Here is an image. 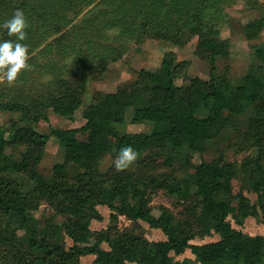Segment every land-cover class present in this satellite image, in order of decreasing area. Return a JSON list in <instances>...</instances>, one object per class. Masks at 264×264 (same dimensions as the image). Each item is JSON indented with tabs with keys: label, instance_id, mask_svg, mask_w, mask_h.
<instances>
[{
	"label": "trees",
	"instance_id": "16d2710c",
	"mask_svg": "<svg viewBox=\"0 0 264 264\" xmlns=\"http://www.w3.org/2000/svg\"><path fill=\"white\" fill-rule=\"evenodd\" d=\"M227 3L0 0V77H5L0 82V113L19 116L0 126V264H81L90 255L95 256L91 264H264V237L236 230L228 220L243 226L255 218L264 224V76L257 70L264 72V47L254 52L262 65L251 67L240 80L217 75L216 60L229 55V41L220 38L217 26ZM100 6L104 8L95 12ZM263 29L264 18H259L247 23L243 33L251 40ZM146 31L180 46L197 36L196 52L209 65V79L189 78V62L166 52L157 70L142 69L115 93L96 94L83 109L86 123L80 129L52 128L50 135L36 130L38 122L48 121L49 110L72 120L82 107L91 76L87 64L95 56L101 75L111 59L92 56V51H113L112 42ZM93 35L101 44L93 42ZM70 53L74 66L68 61ZM128 111L130 124L148 123L151 131L120 133L118 126L126 123ZM246 112L251 113L246 140L254 158L236 165L201 157L180 177L164 170L173 162L188 164V154L201 156L208 142ZM79 133L86 141L77 138ZM50 136L64 155L46 178L38 166ZM18 147L24 151L14 160L6 151ZM107 156L111 164L102 169ZM235 179L246 183L255 201L242 191L233 193ZM159 190L192 205L180 218L163 206L155 216L151 197ZM43 202L64 218L62 224L50 217L38 225L33 213ZM98 206L111 211L110 225L92 231L91 222L102 220ZM119 217L144 222L166 239L149 241L135 229L121 231ZM212 234L220 239L191 244ZM66 237L73 242L69 248ZM103 243L108 251L101 248ZM187 250L194 260H175Z\"/></svg>",
	"mask_w": 264,
	"mask_h": 264
},
{
	"label": "rangeland",
	"instance_id": "374dc122",
	"mask_svg": "<svg viewBox=\"0 0 264 264\" xmlns=\"http://www.w3.org/2000/svg\"><path fill=\"white\" fill-rule=\"evenodd\" d=\"M257 4L247 5L245 0H228V3L224 5L223 18L218 21L217 26L220 29V38L229 41V55L225 58H218L216 60L217 75H227L231 80L238 81L245 77L251 67L261 66V62L255 57V49L257 47H264V29L259 36L255 39H248L243 33V27L250 21L264 18V0H255ZM104 8L100 6L97 9ZM81 17V16H80ZM80 17L78 19H80ZM77 19V20H78ZM108 20V19H106ZM140 20V19H139ZM155 33L149 31L143 34L139 32L136 38H128L127 40H120L112 42L111 47L113 51H108L106 48H102L99 52H91V55L105 54L107 58V70L99 75L96 69L98 60L94 56V60L90 61L87 65L90 69L87 86L83 94V105L76 111L72 120L59 117L52 111H48V121H40L36 124L35 128L38 132L50 135L52 128L71 130L80 129L86 123L83 118V109L92 104L95 100V95L98 93L109 94L115 93L117 89L126 83L134 81L138 77V72L142 69L148 71L157 70L166 52H174L177 56V61H188L189 66L187 74L189 78L199 77L207 80L210 75V68L206 61L198 56L196 52V44L198 42L197 36H190L188 40L182 45H172L169 42L158 40L154 38ZM109 37L113 36L112 32L108 33ZM93 42L101 44V41L93 35ZM111 43V42H109ZM108 42L104 45H107ZM100 48V47H99ZM74 55L70 53L68 61L74 66ZM102 57V56H100ZM259 74L264 76V72L257 69ZM5 79L4 75L0 77V82ZM179 84L183 81L178 80ZM131 111L127 113V121L124 125H119L120 133H149L152 129L151 124H130ZM251 117L250 112H246L242 116H239L228 128L222 130L220 134L213 140L208 142L205 152L199 156L198 154H188L189 162L179 163L173 162L171 168H164L168 173L175 172L180 177L186 171L189 170L190 164H197L201 161V157L204 161L211 162L213 160H222L224 162L233 163L236 165L242 164L245 159H252L255 157L254 148L250 147L249 142L246 140L247 134V120ZM17 114L0 113V126L7 125L12 120H18ZM77 138L81 141H86L87 136L82 133L77 134ZM24 149L18 147L17 149L8 148L6 153L14 160H20ZM64 149L59 144L58 140L50 136L47 142L44 155L38 166V171L46 178H51L53 175V167L57 163L63 161ZM111 164V157L107 156L102 164L101 168L106 169ZM75 170H71V173ZM245 182L241 179H235L232 182L233 193L242 191L250 200L255 201L256 196L249 193L245 187ZM192 201H182L176 196H172L165 190H159L155 192L151 197V206L153 208V214L158 216L160 214L159 208L161 206L168 208L175 216L180 218L183 214H186V207H190ZM99 213L102 216L101 221H92L90 224V230L101 231L106 229L110 225L109 216L111 211L104 206L97 207ZM35 219L38 221V225L43 226L44 222L53 217L57 224H62L64 218L56 216L52 208L47 203L43 202L39 209L33 213ZM232 227L236 230H240L245 234L258 235L264 237V224L260 223L255 218H248L245 220L243 226L234 224L231 218H228ZM119 230L135 229L137 234L143 235L149 241H162L166 237L160 230L151 229L144 222L133 223L127 220L125 217H119L116 223ZM21 234V233H19ZM220 237L217 234H212L204 239L196 238L191 241V244H205L209 242L218 241ZM94 241L92 240V243ZM66 247L69 248L73 245V242L68 237L65 238ZM101 248L109 250L107 244L103 243ZM185 258L195 259L190 250L185 251L180 256H175V260L183 261ZM95 256H85L80 259L81 264H91Z\"/></svg>",
	"mask_w": 264,
	"mask_h": 264
}]
</instances>
